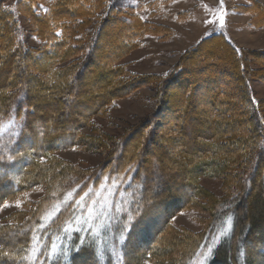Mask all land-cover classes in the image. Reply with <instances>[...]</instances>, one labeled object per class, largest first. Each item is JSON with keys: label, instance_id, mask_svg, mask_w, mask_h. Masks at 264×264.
<instances>
[{"label": "trees", "instance_id": "obj_1", "mask_svg": "<svg viewBox=\"0 0 264 264\" xmlns=\"http://www.w3.org/2000/svg\"><path fill=\"white\" fill-rule=\"evenodd\" d=\"M13 1L0 0V125L23 118L24 127L8 151H0V200L39 187L46 195L25 218L0 229V264H136L139 245L153 264H195L210 246L206 264H255V255L264 260V105L253 88L254 79L264 81V52L216 34L187 51L166 77L132 75L117 66L119 59L146 35L167 39L168 30L120 10L113 0H16L11 8ZM237 11L252 15L254 27L264 25V5L250 1ZM23 16L43 49L28 46ZM146 87L157 89L161 106L150 130L137 134L132 127L120 141L96 129L94 138L84 134L115 101ZM159 127L166 141H157L158 153L150 155ZM12 131L3 133V142ZM68 149L107 158L98 168L78 170L51 157ZM188 171L197 174L189 180ZM211 173L228 197L200 187L198 178ZM105 185L122 204L110 224L113 246L123 254L119 261L108 251L94 256L84 231H64L76 226ZM69 192L74 195L66 201ZM187 209L209 216L199 219L197 234L171 224L174 213ZM129 218L131 232L123 233L121 244L117 238ZM52 243L67 247L68 256L32 251L33 245L50 250Z\"/></svg>", "mask_w": 264, "mask_h": 264}, {"label": "rangeland", "instance_id": "obj_2", "mask_svg": "<svg viewBox=\"0 0 264 264\" xmlns=\"http://www.w3.org/2000/svg\"><path fill=\"white\" fill-rule=\"evenodd\" d=\"M250 1L264 5V0H223L224 7L221 9L220 0H113L112 3L120 10L128 11L131 15L139 16L146 21L155 23L170 33L167 39H160L156 34L144 36L139 45H135L134 49L119 59L117 66H126L127 71L132 75L166 77L180 63L181 57L187 51L195 47L203 39L216 34L227 35L240 47L250 52H264V25L261 24L259 27H254L252 25V15L237 11L238 6L248 5ZM15 3L16 0L10 2L8 6L13 8ZM41 9L45 10V7ZM220 15H225L226 20L222 28L218 23ZM209 20H214L216 23H207ZM21 28V33L30 48L43 49V45L37 38L35 29L27 17H21ZM158 32H162L161 29H158ZM105 36L111 37V35H104L103 39H105ZM104 45L105 42L103 40L100 45L102 49ZM99 61L102 64V60L100 59ZM63 65L60 67H63ZM253 68L255 69V67ZM85 79L87 81V79H90V76L87 75ZM200 84H203L202 81H200ZM253 88L257 99L262 101L264 105V81L254 79ZM202 89L204 87L201 88V91ZM156 98H158V92L154 87L136 90L132 96L115 101L108 107L106 113L92 120V127L83 130V132L94 138L97 135V131L93 130L96 129L99 133L106 135V137L113 138L114 141H120L132 127H138L135 131L137 134L138 132L139 134L143 132L144 129L149 128L148 130H150L152 124L158 123V119L156 118L161 109L160 103ZM202 105L206 106L207 103L203 102ZM262 108L264 111V106ZM161 129L159 127V129L155 130L159 134H156V144L154 142L150 145V155L158 153L155 149L160 140L163 143L166 141L162 137L164 130ZM114 141L109 146L110 150L114 148L112 146L115 144ZM51 157L59 160L60 163L66 166L70 165L73 168L76 167L78 170H86L98 168L106 161L107 155L92 150L68 149L54 152ZM187 174L189 180H191L197 173L195 171L191 173L188 171ZM198 182L208 195L215 198L228 197L224 191L225 186L222 180L212 173L199 177ZM45 195L46 189L39 187L24 192L12 201L3 202L0 200V229L18 219L19 216L25 218L34 210L35 206ZM115 201L112 186L105 185L98 190L97 199L89 207L84 208L86 209L85 213L79 216V219L87 218L88 213L94 206V211L92 212L93 225L98 226L101 223L105 225L104 228L99 230V241L110 240L112 245L114 238L108 225L112 224L114 208L122 206L121 203L116 204ZM17 202H19V206H17ZM5 203L9 206L4 207ZM174 214L171 218L173 227L179 230L187 229L195 234L199 233L203 228L199 219L207 220L209 218L207 214L201 213L196 209L177 211ZM47 216L49 217L50 215L47 214ZM76 226L83 228L84 234L89 235V239L93 243L88 225L80 224ZM76 226L73 225L72 227ZM148 234L150 235V232ZM140 238L143 240L147 239L143 235ZM139 247L135 255H139L141 260L136 264H153V262L145 261L148 251L141 245ZM210 247L212 248V246ZM106 253L107 249L105 247L103 256ZM210 254L211 252L207 248L204 253L200 254L195 264H206ZM255 264H264L262 257L258 258L255 255Z\"/></svg>", "mask_w": 264, "mask_h": 264}, {"label": "snow or ice", "instance_id": "obj_3", "mask_svg": "<svg viewBox=\"0 0 264 264\" xmlns=\"http://www.w3.org/2000/svg\"><path fill=\"white\" fill-rule=\"evenodd\" d=\"M220 6L221 9H223V0H220ZM46 11V10H45ZM143 19V18H142ZM226 20H225V15H220L219 16V26L222 28L223 25L225 24ZM207 23H213L215 24L216 21L214 20H209L207 21ZM23 118H21V120H16L15 118H12L8 121L7 124H3L0 125V151H4L7 152L8 148L11 144L16 142V139L21 135V129L24 127L23 123H22ZM9 128L13 129V131L10 133L12 139L8 140L7 142H3V133L8 132ZM4 157L0 156V164H3L4 162ZM7 161H11L13 159V157L11 155L6 157ZM74 195V192H69L66 194V201L67 199H70L72 196ZM87 193L84 194V196L80 197V203H83L84 199L87 197ZM4 207H8L9 205L7 203H5L3 205ZM17 206H19V202H17ZM94 211V206L92 208V210L88 213V217L84 218V219H77L75 221L76 225H80V224H87L90 231H91V236L93 238V243L95 244V247L93 248V255L94 256H100L102 257L105 251V247L107 249L108 252L111 253V255L113 257L116 258L117 261L122 259V252L115 246L112 245L110 240H105V241H99V235H100V229L104 228L105 225L103 223H101L98 226H94L92 223V212ZM231 221H232V217L229 216L228 217V223L229 226H231ZM132 221L129 218L128 224H126L124 226L123 232H121V234L119 235V237L117 238L119 240V242L121 244H123L126 241V236L123 234L124 232H131V228L128 226L129 224H131ZM109 228H111V225H108ZM84 229L81 227H66L64 229V231L66 233H68L69 235L71 234V232L73 231H83ZM32 240H36L37 244H39V239L33 235L31 237ZM99 241V242H97ZM84 245V238L80 239V244L76 247V251L79 252L81 247ZM32 251L36 253V255H40L42 254V252H47L48 257L50 258H60V257H67L69 254V250L67 247H61L59 245H57L56 243H52L51 245V249H47L42 248L40 250H38L36 248L35 245L32 246ZM208 251L211 252L212 249L211 247L208 248ZM7 254V253H6ZM22 259H26V257H23Z\"/></svg>", "mask_w": 264, "mask_h": 264}]
</instances>
